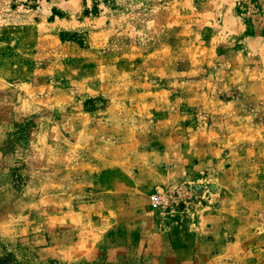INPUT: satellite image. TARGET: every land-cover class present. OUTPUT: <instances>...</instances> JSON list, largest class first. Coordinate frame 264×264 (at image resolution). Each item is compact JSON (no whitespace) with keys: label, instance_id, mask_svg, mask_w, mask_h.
Listing matches in <instances>:
<instances>
[{"label":"rangeland","instance_id":"obj_1","mask_svg":"<svg viewBox=\"0 0 264 264\" xmlns=\"http://www.w3.org/2000/svg\"><path fill=\"white\" fill-rule=\"evenodd\" d=\"M0 264H264V0H0Z\"/></svg>","mask_w":264,"mask_h":264},{"label":"built area","instance_id":"obj_2","mask_svg":"<svg viewBox=\"0 0 264 264\" xmlns=\"http://www.w3.org/2000/svg\"><path fill=\"white\" fill-rule=\"evenodd\" d=\"M159 201H160V198H159V197H156V199H155V203L158 204Z\"/></svg>","mask_w":264,"mask_h":264}]
</instances>
